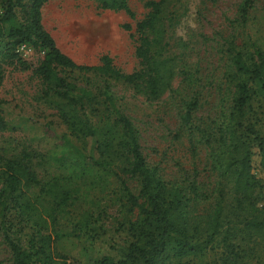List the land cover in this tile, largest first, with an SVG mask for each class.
<instances>
[{
	"label": "rangeland",
	"instance_id": "374dc122",
	"mask_svg": "<svg viewBox=\"0 0 264 264\" xmlns=\"http://www.w3.org/2000/svg\"><path fill=\"white\" fill-rule=\"evenodd\" d=\"M143 1L128 0L134 14L130 19L121 11L101 10L88 0H47L41 7V25L56 47L75 64L93 66L100 56L106 55L117 69L128 73L136 67L133 30L135 22L145 14ZM240 1L165 0L160 53L161 59L171 61L170 67L175 73L168 88L155 100L97 75L60 72L67 82L96 95L94 101L83 105V110L98 129L113 119L111 109L97 96L99 90L108 87L115 108L134 127L148 167L154 168L167 186L189 194L190 213L201 221L213 212L219 187L224 190V198L228 188L218 176L216 161L223 151L220 142L228 127L238 81L230 66V57L243 46L251 52L253 43L264 45V0H251L244 27L237 23L235 16ZM42 54L40 49L26 46L19 55L29 69L5 67L0 84L3 101L0 116L6 130L0 132V157H17L21 152L39 154L42 158H34L32 167L38 179L46 180L50 176L65 175L69 169L67 161L72 156L63 154V137H68V132L51 104L43 98L44 86L31 72ZM193 102L189 126H182L180 118L184 108ZM251 120L264 139V99L254 102ZM70 142L86 158H96L92 139L70 138ZM53 157L59 158L60 163L52 162ZM251 166L257 180V209L264 217V172L258 166L256 155ZM120 177L128 191L136 196L137 179ZM128 209L124 192L115 178H108L101 189L90 190L68 204L56 216L51 232L45 233L51 239L58 236L50 245L53 263L99 264L105 258L110 264H123L121 252L131 240L128 223L136 216L135 209L132 212ZM3 232L26 250L32 229L29 222L20 223L11 209L4 212L2 220L0 217V264H11ZM261 237L251 235L250 240L241 242L242 252L234 264H264V237ZM219 241L220 237L216 238L208 245L211 250L201 256H188L167 264H222L225 253Z\"/></svg>",
	"mask_w": 264,
	"mask_h": 264
},
{
	"label": "trees",
	"instance_id": "16d2710c",
	"mask_svg": "<svg viewBox=\"0 0 264 264\" xmlns=\"http://www.w3.org/2000/svg\"><path fill=\"white\" fill-rule=\"evenodd\" d=\"M46 1L0 0V84L5 67L29 69L15 52L19 45L43 52L31 72L44 86L43 98L51 104L68 132V137H63V154L67 152L72 158L67 161L69 169L65 175L41 180L32 167V160H40L41 155L21 152L17 157H0L1 220L4 212L11 209L20 223L29 222L32 229L26 250L3 232L11 264H54L50 245L58 236L51 239L45 233L51 232L56 216L68 204L90 190L101 189L108 178L119 182L128 210H136L135 219L127 227L131 240L122 249L123 264H167L171 260L201 256L211 250L208 245L218 237L225 253L221 263L234 264L242 252L241 242L246 238L250 240L251 235L264 237V217L257 209V180L251 173L254 155L264 172V139L251 120L254 102L264 99V45L253 43L251 52L243 46L230 57V66L238 81L231 100L228 127L220 142L223 151L216 161L218 176L228 188L224 198V190L219 187L213 212L201 221L190 213L189 194L167 186L156 170L148 167L135 129L115 108L108 87L99 90L97 96L111 109L113 119L98 129L83 110V105L94 101L96 95L67 82L60 74L63 70L93 74L129 86L148 100L159 98L175 73L170 67L171 61L161 59L160 53L165 0L143 1L145 14L135 22L133 30L136 67L128 73L117 69L106 55L100 56L96 65L87 66L77 65L63 54L41 25V7ZM88 1L101 10L121 11L130 19L134 18L128 0ZM250 8L251 0H241L236 8V20L242 27L246 25ZM180 74L186 76L182 71ZM2 104L0 100V106ZM193 108L194 102L185 106L180 118L182 126H189ZM4 130L6 125L0 116V132ZM70 138L76 141L92 139L96 158H86ZM59 160L57 157L51 159L57 163ZM120 175L137 179L136 196L128 191ZM192 191L194 194L193 187ZM83 226L85 228L86 224ZM109 262L103 258L99 264Z\"/></svg>",
	"mask_w": 264,
	"mask_h": 264
},
{
	"label": "built area",
	"instance_id": "2783aa9c",
	"mask_svg": "<svg viewBox=\"0 0 264 264\" xmlns=\"http://www.w3.org/2000/svg\"><path fill=\"white\" fill-rule=\"evenodd\" d=\"M25 47L26 46L24 44H21L16 48L15 52L19 54V52L23 51Z\"/></svg>",
	"mask_w": 264,
	"mask_h": 264
}]
</instances>
